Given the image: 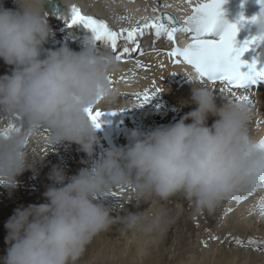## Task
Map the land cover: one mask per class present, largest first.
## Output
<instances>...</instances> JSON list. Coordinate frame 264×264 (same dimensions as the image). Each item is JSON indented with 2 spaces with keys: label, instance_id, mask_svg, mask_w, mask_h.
<instances>
[{
  "label": "clouds",
  "instance_id": "9594fccd",
  "mask_svg": "<svg viewBox=\"0 0 264 264\" xmlns=\"http://www.w3.org/2000/svg\"><path fill=\"white\" fill-rule=\"evenodd\" d=\"M105 2L114 13V0ZM13 4L0 2V60L10 68L0 75V186L11 192L18 176L35 169L38 156L29 145L42 132L53 148L79 145L92 162L82 159L86 166L72 175L52 166L44 202L15 208L5 222L0 264H80L93 240L116 223L147 236L162 234L168 213L152 206L157 202L180 197L211 213L259 186L264 148L250 132L252 112L240 101L218 99L195 71L184 73L190 95L179 105L195 107L174 123L133 129L128 144L92 159L97 128L86 110L116 102L119 89L108 78L119 71L117 57L94 36H86L79 51L67 44L46 47L54 30L45 0ZM253 25L264 30V16ZM10 122L20 130H9ZM119 190L123 203L112 200ZM133 202L137 209L149 207L125 210Z\"/></svg>",
  "mask_w": 264,
  "mask_h": 264
},
{
  "label": "snow or ice",
  "instance_id": "6c2138e0",
  "mask_svg": "<svg viewBox=\"0 0 264 264\" xmlns=\"http://www.w3.org/2000/svg\"><path fill=\"white\" fill-rule=\"evenodd\" d=\"M223 2L224 0H204V2L184 0L191 12L180 17L167 11L168 8L173 7L172 4L162 3L159 8L152 7L151 11L155 15H145L135 23L129 16L120 17L121 20H127L130 26L121 27L118 30L106 20L85 14L78 6L73 5L71 19L67 23L69 27L82 23L90 29L94 38L101 45H106L119 62L134 57L136 54L143 55L145 49L140 41L146 33L154 34L155 38L165 37L170 42V47L160 51H166V55L172 59L174 64L185 63L194 69L202 81L206 80L213 86L219 83L221 87L213 89L222 99L240 101L253 114L256 101L250 97L249 93L254 88L264 87V30H257L243 39L239 38V33L242 26L253 25L260 16H264V0H257L260 5L258 14L250 18L241 16L240 20L235 23L222 20ZM178 33H184L189 39V42L182 47L177 44ZM249 52L254 54L245 58V54ZM135 64L137 68L148 70V66L138 59ZM159 66L165 67L163 62ZM108 79L109 84L115 87L114 85L119 81L127 82L129 77L121 76L119 81L114 80L113 76H109ZM238 91L242 94L238 95ZM161 92L162 89L153 81L151 89L146 88L141 92L131 94L119 93V95L134 97L135 103L132 107H139ZM124 108L128 107L114 109L113 114L115 110ZM86 111L95 127L99 128L100 117L105 111L98 107H90ZM7 128L14 131L20 130L15 122L9 123ZM260 146L264 148V138L261 139ZM257 189L264 191V176H261L257 188L243 193L252 195ZM111 195L117 202H121L124 198L123 190L114 191ZM260 214L264 216V196L261 197ZM238 243L242 242L238 241ZM249 243L252 242L249 241ZM258 248L264 251V246L258 245Z\"/></svg>",
  "mask_w": 264,
  "mask_h": 264
},
{
  "label": "bare ground",
  "instance_id": "6f19581e",
  "mask_svg": "<svg viewBox=\"0 0 264 264\" xmlns=\"http://www.w3.org/2000/svg\"><path fill=\"white\" fill-rule=\"evenodd\" d=\"M59 1L61 4L65 3V0H59ZM88 1H91L94 4L103 7V9L105 11L109 12V8L106 5L105 0H88ZM141 1H144V0H114V3L112 5V7L115 9L114 15L119 16L122 14L131 15L134 13L135 14L138 13L137 9L140 8V5L146 4V3H143ZM1 2L4 4L5 7H9V8L15 7V5L13 4V0H1ZM71 2L74 4L80 5V6L84 3L83 0H71ZM144 2H146V1H144ZM163 3L172 4L173 9H181L182 11L187 8V4L184 3V1L180 2L179 0H170V2H163ZM147 5L148 6H146V7H150V8H152V7L158 8V6L159 7L161 6V4L156 3L155 0L147 2ZM59 13H56L50 17H47L48 21H52L58 25H62L63 19L60 16H58L61 14V13L60 14ZM111 13H113V12H111ZM118 13H121V14H118ZM145 15L150 16L148 12H146V14H145V12H142V17ZM113 20H115V19H113ZM159 40H160V38L158 39V42H159ZM160 50L161 49L153 50L149 53H145V54L139 56L136 59H134V57L133 58L131 57L130 61H128L126 63H122V64L119 63V68L126 69L127 73H124L121 75H117L118 73H115L113 75V79L119 81V77H121V76H127L128 77L130 72L133 70V68H137L135 61L137 59L142 61L144 65L148 66V70H144V68H137V69L143 70L142 72H144V75L140 74V76L132 77V78L130 76L129 80L127 82L119 81L115 85L119 89L120 94H131V93L138 92V90L140 88L139 85H141V88L151 89L152 85H153V81H155L156 86H158L162 89L163 94L160 93L158 95L159 99L157 102L154 101L155 98L157 97V96H155L148 103L144 104L143 108L141 106H139L137 111L141 110V112L143 113V112H150L153 109L154 111L152 113V116L154 117L157 115L155 119L161 117L160 118L161 120H167V118L164 119L162 117L163 115L166 114V113H164L165 107L162 103H165V102H164V100H162V96L164 95L167 103H168V101L170 102V99L172 97L176 96L174 98V101H177V105L179 106L180 101H181L180 98L181 97L188 98L190 95L191 84H190L187 76L184 73L185 72H194V71H193V69L183 65L182 63L179 65H172L171 58H169L166 55L165 51H160ZM161 62H163V64L165 65L164 68H161L159 66ZM133 66H135V67H133ZM9 70H10L9 66L6 65L3 62V60H0V75H3L5 73L9 72ZM179 79L181 80L180 82L178 81ZM220 87L221 86L213 87V88L219 89ZM239 94H242V93L238 91V95ZM118 98H124V100H120V99L118 100L117 99V103L119 105H121L122 103L124 105H126L127 102H128V104L129 103L132 104L135 101L134 97L127 96V95H119ZM218 99H222V98L218 97ZM252 99L256 101V108H255V111L253 112L254 113L253 114L254 115L253 120L255 119L254 123L250 122V132L253 135H256L257 132L264 125V89L258 88L256 90L255 94L252 96ZM154 102H155V104H154ZM103 104L104 103H101L97 107L100 108L101 106H103ZM154 107L156 109H154ZM193 107H195V105H189V106L184 107L183 108L184 113L187 111H190ZM170 110H171V107H170ZM168 112L171 113V111H168ZM169 115L170 114L168 113L167 117H169ZM181 116H182V114H181ZM257 121H260V123H257ZM151 125L152 124H149V125L147 124V127L149 128V127H151ZM44 135L47 136L48 133L42 132L38 138L33 139L31 141V143L29 145V151L33 150V151H37L38 153L40 152L41 146L39 145L38 140H40L42 138V136H44ZM78 149H79V145H76V144L68 145V144L64 143V144H61V146H60V153H62V155H64V156L70 155L72 157L70 170L67 171V173L69 175L77 173L82 167L86 166L81 161H82V159L88 160V157L86 156V154L84 152L79 151ZM94 149L95 150H94V154H93L92 159H95V158H98L99 156H102V142H99L98 140H96V143L94 145ZM88 162L91 163L92 161L88 160ZM39 168L40 167H35L34 170L30 169V172L32 174H37ZM27 171L28 170H26L24 172V174H26ZM26 178L28 179V176ZM20 180H22V178H20ZM28 182H30V181L28 180ZM50 183H51V181H49V179H47L46 182L44 183L47 186L45 185L41 192L37 191L38 193H36V195L33 196L32 198H30L28 196L29 192L24 191L23 188L20 186V188H22V189L10 192V194H9L10 197H9V200L6 202V205L5 204L0 205V256H3L2 253H4V251L6 252V248H7V245L5 243V236L7 235V232H4L2 229L4 226V221L13 214L15 208H17L21 205L27 206V205L33 204V203L39 204V203L44 202L43 193L46 191V189ZM1 192H2V190H1ZM245 195L247 196L246 193H240L238 196H236L237 199H231L229 201L224 202L214 212L209 213V212L205 211L206 213L211 214V215L207 216V219L209 218V223H211V225H213V226H214V223L217 224L219 219H221L222 216L227 214V210H228V212L233 210L232 211L233 214L234 213L235 214H241L242 215L241 218L243 219V221H246L248 224L251 222V220L254 219V217L258 221H264V216H262L260 214L261 197L264 196V191L257 189L256 192L254 194H252L247 200L245 198H241V197H245ZM129 204L130 203H125V210H130L133 212L138 211V210H144V208L147 207V206L143 207L144 205H140V208L137 209L134 206V204H132V203L130 205ZM152 206L155 208H161L162 206H166L167 208L170 209L171 207H174L175 204H174V202L167 201V202H157ZM169 213H171V212H169ZM169 213H168V219L170 217H173L172 216L173 212L171 214H169ZM120 214L123 215L124 213L121 212ZM176 215H175V217H176ZM210 216H211V221H210ZM186 219H184V220L186 221ZM186 222H189V221H186ZM186 225L189 227V228L188 227L187 228L190 230V234H191L190 236L194 237L195 230H197L194 228H196V227H194V225L192 223H188ZM243 225H244V223H243ZM169 226H170V224L168 223L162 234H157L154 236H147V235L140 233V232L125 230L120 223H116L108 231L101 233L99 236L96 237V242H98V244L96 242L95 243L99 246V249H96L95 251H97V253H99V254H101V252H103V254L106 253L109 256V258H111V253L113 254V252H114L113 249L116 247L117 249H119V250L116 249V254H118L120 256V258H119V259H121L120 264H161L160 258H162L161 255H163L161 251H164L163 250L164 245L167 244L165 242H167L166 240L168 239L169 228H170ZM232 226H234V225H232ZM213 230L216 231V228ZM214 231L212 232V235H213L212 237H215L216 233L217 234L219 233V232H214ZM185 234L182 235L183 238L181 239V243L179 242L182 246L181 249L182 250L184 249V251L189 250L188 252H185L187 254H189V253H191V254L197 253L198 254L199 250L202 249V245L198 246V248L195 247L194 243H193V242H195V238L194 239L191 238L192 242L188 243V241H189L188 238L190 236L186 237L187 235H185ZM160 238H162V240H160ZM213 240H214V238L212 239V241ZM205 241H206V239L204 240V242ZM207 241H206V243H207ZM201 243L203 244V242H201ZM184 246L186 247V249ZM209 246H210V244H209ZM159 252L161 253V255ZM202 252H205V251H202ZM89 254H92L94 256L99 255V254H93L92 250H91V252H89ZM219 256H220L219 259H221V260L223 259V261H225L226 258H228V257H229L228 260L230 259V256L226 255V253H223V251H222V253H219ZM85 257L83 256V258L81 259L82 262H88V263L92 262L91 260H89V258L86 257L87 258L86 259ZM209 258H211V259H209ZM119 259H117V262L119 261ZM201 259H203L200 262L201 264H211V262H212V264H227L228 263L227 261L226 262H222V261L220 262V260H218V259H214V258L212 259V257H210L209 255H207L205 257H203V255H202ZM196 262H199V260L197 259Z\"/></svg>",
  "mask_w": 264,
  "mask_h": 264
},
{
  "label": "rangeland",
  "instance_id": "374dc122",
  "mask_svg": "<svg viewBox=\"0 0 264 264\" xmlns=\"http://www.w3.org/2000/svg\"><path fill=\"white\" fill-rule=\"evenodd\" d=\"M175 97H172L170 99V102L168 101V104H171L170 105L171 113L168 112L170 114L169 117H167L168 114L165 112V109H164V113H166V114L163 115L162 117L164 119L167 118L168 121L167 120H161L160 119L161 117L155 119L157 115L154 116V118H152V117L145 118L149 121V123L151 122L152 129H155L156 127H159L161 125H167L170 123H174L178 119H180L181 114L182 115L184 114V110L181 109L177 105V101H174ZM182 98H184V97H181L180 99H182ZM165 103H162V104L164 105ZM251 120H253V119H251ZM211 122L212 121L210 119L209 123H211ZM154 126H156V127L153 128ZM38 142H39V145L41 146L40 152L38 153L37 151L32 150L33 155L38 156L35 158L37 161L35 164V167H40L38 170V173L32 174L30 172V169H29L26 172V174H24V173L21 174L20 176L17 177V179H18L19 183L20 182H22V183L21 184L18 183L19 186H17L14 190H12V191H16V190H20L23 188L24 191L29 192L28 196L30 198L35 196L36 193H38L39 191L41 192L43 190V187L46 185L44 183L46 182L47 179H49L48 175H49L53 165H60V166L64 167L66 172L68 170H70V167H71V158L72 157L70 155L64 156V155H62V153H60L61 144L55 145L53 148L47 142V136L46 135L42 136V138L40 140H38ZM89 164H91V163L89 162ZM34 175H38V181L30 179ZM27 176H28V179L26 178ZM20 178H22V180H20ZM28 180L30 182H28ZM41 183H43L42 186H41ZM20 186L22 188H20ZM34 186H37V189L34 188ZM1 190H2V192H1ZM9 194H10V192L8 189L4 188L3 186H0V205H3V204L6 205V202L9 200V197H10ZM176 199L177 198L172 199V200H170V202H175ZM112 200L115 201L114 198H112ZM183 200H182L183 205L175 203V206L171 207L170 209L167 208L166 206H162L163 209H165L167 211V213L173 212V214H172L173 217H170L168 219V223L170 224V226H169L170 228H169L168 239L166 240L167 242H165L167 244L164 245V249H163L164 251H161L163 255H161V253L159 252L160 255L162 256V258H160L161 264H201L200 262L203 260V259H201L202 255H203V257L209 255L210 257H212V259L213 258L218 259V260H220V262L221 261L222 262L227 261L228 262L227 264H264V251H260L258 248V245L264 246V221H258L254 217V219L251 220V222L248 224L246 221H243V219L241 218L242 217L241 214H235V213L233 214L232 213L233 210L229 211V212L227 210V214L222 216V218H221L222 220L219 219L218 223L217 224L214 223V226H213V225H211V223H209V218L207 219V216H209L211 214L206 213L207 211L206 212L205 211H199V210H197V208L194 204H192L191 202H189L185 199H183ZM121 202L122 203L124 202V198L122 199ZM132 204H134V202ZM142 205H144L143 207L147 206L146 208L149 207V205H147V204H142ZM146 208H144V209H146ZM171 213H169V214H171ZM175 215H176V217H175ZM7 219L4 221V224L7 221ZM184 219H186V221H189V222H186ZM210 221H211V216H210ZM185 223L186 224L192 223L194 225V227H196V228H194V229H197V230H195L194 237L190 236L191 234H190V230L188 229L189 227ZM243 223H244V225H243ZM232 225H234V226H232ZM215 228H216V231L213 230ZM2 229L4 232H7L4 226ZM213 231L219 232L218 234L216 233V235H215L216 238L212 237ZM184 234L187 235L186 237L190 236L188 238L189 239L188 243L192 242L191 238H193V239L195 238V242H193L194 246L198 248V246L202 245V249L199 250L200 254L199 253L198 254L197 253L196 254H194V253L187 254L185 252H188L189 250L184 251V249L183 250L181 249L182 246L180 243H181V239L183 238L182 235H184ZM204 238L206 239V241L208 240L207 243H206V241L204 242V240H205ZM213 238H214V240L212 241ZM160 240H162V238H160ZM238 241H240L242 243H238ZM249 241H251L252 243L250 244ZM95 242H96V238L89 245L90 249L88 248L86 253L84 254V257L86 256L93 263L80 261V264H90V263L91 264H117V263L120 264L121 263V259H119L120 256L118 254H116V249H117L116 247L113 249L114 250L113 254L111 253V258H109V256L106 253L103 254V252H101V254H99V253H97V251H95L96 249H99V246L97 245L98 242H96L97 244ZM201 242H203V244ZM209 244H210V246H209ZM185 249H186V247H185ZM91 250H92L93 254H99V255L94 256L92 254H89V252H91ZM117 250H119V249H117ZM202 251H205V252H202ZM222 251H223V253H226V255L230 256L229 260H228L229 257L226 258L225 261H223V259L222 260L219 259V257H220L219 253H222ZM4 253H6V252L4 251ZM4 253H2L3 256L5 255ZM0 257H2V256H0ZM117 259H119L118 262H117ZM197 259L199 260V262H196ZM209 259H211V258H209ZM211 264H212V262H211Z\"/></svg>",
  "mask_w": 264,
  "mask_h": 264
},
{
  "label": "water",
  "instance_id": "95a60500",
  "mask_svg": "<svg viewBox=\"0 0 264 264\" xmlns=\"http://www.w3.org/2000/svg\"><path fill=\"white\" fill-rule=\"evenodd\" d=\"M45 4L51 12H57L61 8L59 0H45Z\"/></svg>",
  "mask_w": 264,
  "mask_h": 264
}]
</instances>
